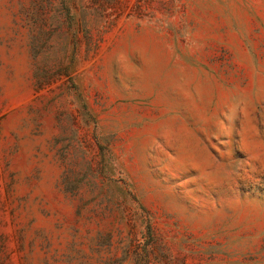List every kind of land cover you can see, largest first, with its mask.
I'll return each instance as SVG.
<instances>
[{
  "label": "rangeland",
  "instance_id": "1",
  "mask_svg": "<svg viewBox=\"0 0 264 264\" xmlns=\"http://www.w3.org/2000/svg\"><path fill=\"white\" fill-rule=\"evenodd\" d=\"M0 264H264V0H0Z\"/></svg>",
  "mask_w": 264,
  "mask_h": 264
}]
</instances>
